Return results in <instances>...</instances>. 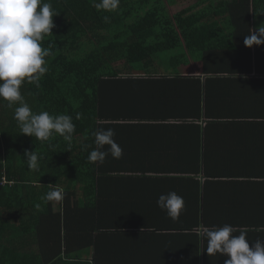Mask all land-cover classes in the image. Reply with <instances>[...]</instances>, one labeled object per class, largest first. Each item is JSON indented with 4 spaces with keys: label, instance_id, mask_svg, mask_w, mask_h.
<instances>
[{
    "label": "trees",
    "instance_id": "1",
    "mask_svg": "<svg viewBox=\"0 0 264 264\" xmlns=\"http://www.w3.org/2000/svg\"><path fill=\"white\" fill-rule=\"evenodd\" d=\"M177 1L120 0L115 12H104L93 6L99 0H43L57 14L53 34L42 41L44 48L52 45L45 58L48 71L40 87L24 83L20 91L33 113L70 115L75 131L71 144L55 133L48 141L23 135L14 119L19 103L9 108L0 100V264H21L23 247L34 244L51 254L44 264H101L100 239L104 227L112 226L100 219V175L129 165L111 155L102 164L88 161L96 148L94 133L101 128L114 129L119 146L118 133L125 128L119 123L170 119L206 120L207 132L231 122L244 135L264 136V128L256 127L264 121V111H245L246 97L240 101L231 85L241 80L236 74L253 73L254 68L264 74V45L242 44L251 29L264 27V0H197L172 15L170 7ZM244 49L250 58L242 63ZM192 62L201 63L202 75L180 73ZM164 65L172 75L152 76ZM219 83L224 88L212 89ZM259 88L255 85V101L263 96ZM179 97L184 113L173 105ZM213 106L221 110L217 113ZM25 150L38 154V171L28 168ZM5 175L10 185H2ZM56 186L64 192L58 211L44 199ZM45 234H52L51 241L42 240ZM90 248L93 260L82 262L79 253Z\"/></svg>",
    "mask_w": 264,
    "mask_h": 264
},
{
    "label": "crops",
    "instance_id": "2",
    "mask_svg": "<svg viewBox=\"0 0 264 264\" xmlns=\"http://www.w3.org/2000/svg\"><path fill=\"white\" fill-rule=\"evenodd\" d=\"M242 52L238 56L245 63L249 51ZM255 56H251L253 65ZM260 58L264 63V57ZM166 66L152 76L172 75ZM200 66V62H192L182 66L180 73L200 76ZM235 76L241 80L231 85L240 101L246 97L245 111L262 113L264 74L254 68L253 73ZM255 85L263 95L257 101L253 97ZM213 86L215 91L224 88L221 83ZM215 97L222 104V97ZM177 99L173 102L175 110L184 113V99ZM213 110L218 113L221 108L213 106ZM202 120L119 123L118 127H125L118 133L123 155L115 160L128 162L129 168L100 175L104 198L100 219L102 224L112 226L110 230L104 227L106 233L100 239L101 264H224L227 257L207 254L203 235L224 224L233 226V235L246 232L250 247L257 239L264 240V136L244 135L243 128L237 129L231 122L220 123L207 132L206 120ZM256 127L264 128V121ZM169 191H175L185 202L175 221L156 205L158 196ZM58 208L55 205L56 211ZM42 238L51 241L52 234ZM19 255L21 264H44L46 256H51L40 252L35 244L24 246ZM79 255L82 262H91L94 249Z\"/></svg>",
    "mask_w": 264,
    "mask_h": 264
},
{
    "label": "clouds",
    "instance_id": "3",
    "mask_svg": "<svg viewBox=\"0 0 264 264\" xmlns=\"http://www.w3.org/2000/svg\"><path fill=\"white\" fill-rule=\"evenodd\" d=\"M119 4L120 0H99L93 6L97 11L115 12ZM56 15L51 3L43 0H0V100L6 101L9 108L19 103L14 109V119L21 134L48 141L55 133L71 144L75 131L72 117L67 114L53 116L47 111L35 114L20 91L24 83L40 87L39 82L48 71L45 58L51 55L52 45L44 48L42 41L46 35L53 34V17ZM103 20L109 23L110 17L104 16ZM244 45L248 48L264 45V27L259 26L246 35ZM76 118L80 119V114ZM115 135L112 128H101L94 133L96 148L87 157L90 163L102 164L109 155L113 159L122 157L123 150L115 142ZM105 146L108 147L105 149ZM24 156L28 168L38 171V154L25 150ZM2 185H10L6 175L3 176ZM44 199L58 202L52 204L54 209L55 205L59 207L64 199L63 189L54 187L45 194ZM156 205L175 221L179 219L185 202L175 191H169L158 196ZM233 232L230 224L206 230L203 235L207 239V254L219 253L227 257L224 264H264V240L257 239L250 247L246 232L241 231L238 236Z\"/></svg>",
    "mask_w": 264,
    "mask_h": 264
},
{
    "label": "rangeland",
    "instance_id": "4",
    "mask_svg": "<svg viewBox=\"0 0 264 264\" xmlns=\"http://www.w3.org/2000/svg\"><path fill=\"white\" fill-rule=\"evenodd\" d=\"M196 1L197 0H178L175 3L174 6H171L170 7V12H171L172 15H174V14L178 13L179 11L183 10L184 8H186V7L190 6V5L195 4ZM190 70L191 71H196L193 68H191ZM3 123H4L5 126H8L10 122H9L8 119H6ZM54 204H58V202L55 201Z\"/></svg>",
    "mask_w": 264,
    "mask_h": 264
}]
</instances>
